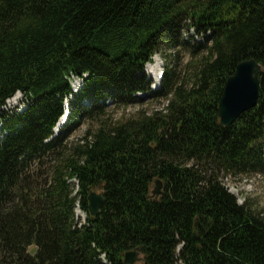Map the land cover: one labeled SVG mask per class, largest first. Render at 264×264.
<instances>
[{
  "label": "trees",
  "instance_id": "trees-1",
  "mask_svg": "<svg viewBox=\"0 0 264 264\" xmlns=\"http://www.w3.org/2000/svg\"><path fill=\"white\" fill-rule=\"evenodd\" d=\"M247 59L258 102L223 128L218 99ZM15 93L21 107L0 110V264H124L133 248L141 264H264V215L222 181L264 174V0H0V109ZM139 95L162 105L104 117Z\"/></svg>",
  "mask_w": 264,
  "mask_h": 264
},
{
  "label": "water",
  "instance_id": "water-1",
  "mask_svg": "<svg viewBox=\"0 0 264 264\" xmlns=\"http://www.w3.org/2000/svg\"><path fill=\"white\" fill-rule=\"evenodd\" d=\"M260 65L253 59H247L236 64L232 74L225 80L221 95L217 103V116L219 125L227 128L232 125L244 112L255 107L259 99V71ZM158 86L154 87L157 89ZM162 194V184L159 179L153 181L151 195L158 198ZM87 211L89 216L98 214L99 205L103 201L102 194L90 190L87 194ZM36 246L27 248V253L33 255ZM138 248L123 253L124 264H137L140 261Z\"/></svg>",
  "mask_w": 264,
  "mask_h": 264
},
{
  "label": "rangeland",
  "instance_id": "rangeland-1",
  "mask_svg": "<svg viewBox=\"0 0 264 264\" xmlns=\"http://www.w3.org/2000/svg\"><path fill=\"white\" fill-rule=\"evenodd\" d=\"M155 57H157L158 60L160 61L161 71H162L161 58L158 55ZM152 62L153 60H151L150 63ZM143 73L146 79L149 80L150 82L151 90H155L154 87L152 86L153 85L157 86V84L154 83L153 79L150 77L149 73L146 71L145 66L143 69ZM79 82L80 81L76 79H72L70 86L73 89H77L78 85L81 84V83L78 84ZM139 98H141V102L138 105L117 107V106H113L112 104H106V108L104 111L105 112L104 117H107L112 122L120 121V120H124L126 118L133 116L135 113H137L140 110L145 111L146 113H149L161 107L162 105L160 101L149 99L143 95H139ZM23 102L25 101H24V97L22 96V94L15 93L11 98L6 100L5 105L1 107L0 110L3 112H10V111L12 112L13 109L18 108L19 106L21 107L22 105L21 103ZM83 104H85V102H83ZM90 127H93L92 123L88 121H84V120L80 121L78 127L71 133L69 139L71 140L79 139L86 132V130ZM222 181L224 185L227 187L228 191L236 197L237 203L239 204L246 203L249 209L254 210V211H259L261 212L262 215H264V174L239 176L234 179L230 177H225ZM94 191L100 192L99 190H94ZM75 214L79 216L77 217L78 218L77 221L82 223L85 219V215L77 209L75 210ZM139 258H140V261L137 262V264L142 263L140 254H139Z\"/></svg>",
  "mask_w": 264,
  "mask_h": 264
},
{
  "label": "bare ground",
  "instance_id": "bare-ground-1",
  "mask_svg": "<svg viewBox=\"0 0 264 264\" xmlns=\"http://www.w3.org/2000/svg\"><path fill=\"white\" fill-rule=\"evenodd\" d=\"M155 56H157V55H155ZM155 56L152 57L153 62L148 64V65L146 64L147 66L145 65V68H146V71L149 73L150 77L153 79L154 83L157 84V86H158V84L160 83V80H161L162 71H161L160 61ZM152 87H156V86L153 85ZM64 118H65V116L63 115L62 118L58 121L57 127L60 126L61 123L64 122Z\"/></svg>",
  "mask_w": 264,
  "mask_h": 264
}]
</instances>
